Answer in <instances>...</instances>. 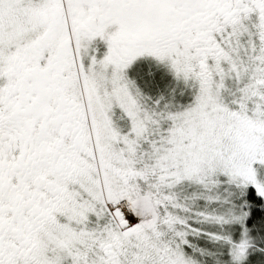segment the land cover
I'll return each instance as SVG.
<instances>
[{
  "label": "snow or ice",
  "instance_id": "obj_1",
  "mask_svg": "<svg viewBox=\"0 0 264 264\" xmlns=\"http://www.w3.org/2000/svg\"><path fill=\"white\" fill-rule=\"evenodd\" d=\"M0 264H264V0H0Z\"/></svg>",
  "mask_w": 264,
  "mask_h": 264
}]
</instances>
